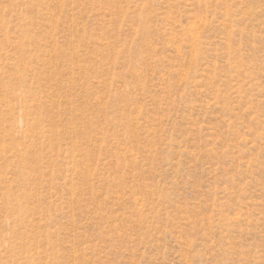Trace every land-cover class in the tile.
Instances as JSON below:
<instances>
[{
	"label": "rangeland",
	"instance_id": "obj_1",
	"mask_svg": "<svg viewBox=\"0 0 264 264\" xmlns=\"http://www.w3.org/2000/svg\"><path fill=\"white\" fill-rule=\"evenodd\" d=\"M0 264H264V0H0Z\"/></svg>",
	"mask_w": 264,
	"mask_h": 264
}]
</instances>
